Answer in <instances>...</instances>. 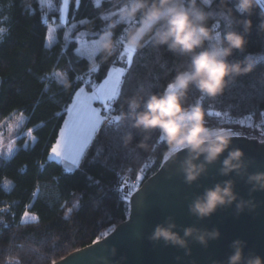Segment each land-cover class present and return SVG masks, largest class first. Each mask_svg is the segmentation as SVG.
<instances>
[{"label":"trees","instance_id":"trees-1","mask_svg":"<svg viewBox=\"0 0 264 264\" xmlns=\"http://www.w3.org/2000/svg\"><path fill=\"white\" fill-rule=\"evenodd\" d=\"M51 3L54 9L46 17L40 0H0V28L5 29L0 33V123L22 112L23 127L31 128L34 135L27 146L23 145L25 137H19L11 156H0V258L19 250L22 264H49V257L51 262L56 261L103 237L105 231L123 221L128 214V200L123 199L125 179L133 180L143 169L145 178L156 171L165 148L155 131L147 140L151 151L137 147L143 133L130 127V121L125 119L118 125L103 124L79 168L72 172H65L60 162L48 158L75 90L90 73L93 80L101 82L110 66L120 64L123 48L121 44L104 61L97 54L98 64L91 67L93 63L77 51L76 38L64 39V26L57 25L56 39L46 44L48 18L59 24L60 0ZM202 6L211 14L209 23L218 26L214 30L223 33L226 21L216 15V0ZM118 8L116 0H107L100 7L93 0H80L79 5L70 0L67 24L74 25L72 34L85 32L90 38L97 37L109 21L116 20L113 32L121 40L124 25L117 20ZM262 10L258 2L250 17L253 27L246 34L244 50L234 51L229 57L248 56L254 63L253 71L237 77L216 97L203 95L193 87L187 91V103L199 101L210 126L224 127L229 119L247 115L258 119L264 113V32L256 28ZM104 15L109 18L102 19ZM234 15L241 16L235 10ZM232 27L238 25L233 23ZM186 61V56L146 41L142 49L133 53L130 70L122 77L121 93L115 103L117 114L124 96L137 90L144 95L162 91ZM93 68L95 72H91ZM65 75L71 81L67 89L58 83ZM217 111L227 115L217 117ZM209 112L213 115H207ZM125 133L132 135L127 145L122 142ZM26 211L34 213L36 220L22 221Z\"/></svg>","mask_w":264,"mask_h":264},{"label":"clouds","instance_id":"clouds-1","mask_svg":"<svg viewBox=\"0 0 264 264\" xmlns=\"http://www.w3.org/2000/svg\"><path fill=\"white\" fill-rule=\"evenodd\" d=\"M212 0H116L119 5L117 20L124 25L123 41L130 48L140 50L145 42L154 47L165 46L168 51L187 57L183 68L177 70L162 91L142 94L140 90L120 100L119 120L128 119L130 127L143 133L137 147L151 151L147 143L152 132H157L165 148L163 157L175 159L177 150L185 155L179 161V168L186 184H192L206 172L207 165L214 163L221 156L219 174L228 179L218 181L197 194L188 204V211L198 219L211 216L218 208L235 205L238 213L253 209L256 204L251 193L264 191V171H247L244 152L239 147H232L235 133L220 126H210L205 118V111L199 101L188 104L187 91L190 87L208 97L222 94L228 84L237 77L253 71L254 63L248 57L229 59L234 51H243L252 27L251 16L258 0H216V15L226 21L223 33L214 30L210 24L211 14L202 5L211 4ZM234 10L241 16L234 15ZM256 24L258 32H264V10L258 14ZM135 21V23H129ZM238 28L232 27V24ZM117 21H109L107 27L99 33L94 43V51L100 61L107 60L120 48V40L115 38L113 29ZM98 62H93L95 67ZM58 83L65 89L71 87V81L63 76ZM127 108V111L124 108ZM131 133L122 136V142H131ZM226 152V155H225ZM244 174L249 185V198L245 199L235 190V181L231 174ZM220 237L218 228H203L187 225L181 231L171 216L156 223L148 235L153 242L162 241L183 249L189 254V242L193 241L207 247L209 241ZM55 239V237H54ZM246 242L233 239L231 251L224 261L213 264H264V257L259 254L245 253ZM115 255V246L110 248ZM106 259V258H105ZM0 264H22L19 250L6 253L0 258ZM49 264L51 258L49 257Z\"/></svg>","mask_w":264,"mask_h":264},{"label":"water","instance_id":"water-1","mask_svg":"<svg viewBox=\"0 0 264 264\" xmlns=\"http://www.w3.org/2000/svg\"><path fill=\"white\" fill-rule=\"evenodd\" d=\"M232 138V147H239L244 152L247 171H264V137L239 133ZM185 153L180 151L175 159L167 162L162 159L159 167L144 178L137 191L128 200L127 217L114 226L107 237L99 238L77 248L51 264H213L224 261L231 249L233 239L246 242L245 253H256L264 257V191L251 193L255 208L245 209L237 214L235 205L218 208L211 216L198 219L188 211V204L205 187L228 179L219 174L223 156L207 165L206 172L192 184H186L179 168V161ZM226 155V152H225ZM235 181V190L245 199L249 198V185L244 174H231ZM129 178L125 179L123 191H128ZM171 216L181 231L187 225L211 229L218 228L220 237L211 240L207 247L190 241L191 252L164 245L162 241L148 239L156 223ZM115 246V255L110 248ZM106 258V259H105Z\"/></svg>","mask_w":264,"mask_h":264},{"label":"snow or ice","instance_id":"snow-or-ice-1","mask_svg":"<svg viewBox=\"0 0 264 264\" xmlns=\"http://www.w3.org/2000/svg\"><path fill=\"white\" fill-rule=\"evenodd\" d=\"M67 2L68 0H65L66 4ZM76 2L77 5H79L80 0H76ZM104 2H107V0H93L96 7H100ZM259 4L264 8V0H259ZM61 18H64L63 15ZM108 18V15L102 17L104 20H107ZM84 22L85 21H81V23ZM4 31L5 29L0 28V33H3ZM86 35V33L79 34L78 39L80 40V48L86 50L89 58H92L95 56V40H92L91 44H89V42L84 39ZM48 38L49 37L46 36V39ZM120 43L123 46V52L120 53V55L127 57L126 63L129 67L112 66L108 68L105 77L99 83L93 79L83 80L84 86H81L75 91L72 103L67 106L69 119L65 121V127L60 129V135L50 149L51 157H55L56 159L59 158L62 162H69L65 164V172H72L74 168H79L86 150L92 144L94 137L97 135L103 124L118 125L119 123V115L116 112L115 103L121 93L123 83L122 77H124L127 74V71L130 70L133 53L136 51L135 49H130L124 43L123 39L120 40ZM79 50L80 49H77V51ZM95 71L96 68L91 70V72ZM77 79L82 80L83 78L77 77ZM86 88L90 89V91H86ZM93 102H98L100 107H94ZM207 115H213V113L209 112ZM214 115L220 117L221 115H227V113L222 114L217 111ZM235 135L240 134L235 133ZM180 151L182 150H177L178 153ZM163 159L165 162L169 160L167 157H163ZM140 179L141 177L138 176L137 181L139 182ZM137 191H139V183L133 185L131 189L126 192L123 199L130 200ZM27 215L28 213L25 212L24 216ZM111 231H114V229L105 231L103 235L107 237ZM98 240L99 237H97V241ZM97 241H94L93 243H96Z\"/></svg>","mask_w":264,"mask_h":264},{"label":"rangeland","instance_id":"rangeland-1","mask_svg":"<svg viewBox=\"0 0 264 264\" xmlns=\"http://www.w3.org/2000/svg\"><path fill=\"white\" fill-rule=\"evenodd\" d=\"M40 2L42 4V6H44V16L49 17V12H51L54 9V7L51 3V0H40ZM258 2H259V0H258ZM69 3H70V0H68L67 4L65 3V0H60V4H59L58 10H57L59 24H57L56 22H53L51 20V18H48L47 37H49V38L46 39V44L49 45L53 41V38L56 37L55 30L57 28V25L64 26V34H63L64 39L69 40V39L75 37L77 40V43H78L77 49H80L78 52L81 53L82 55L86 56L93 63L95 61V57L97 54L95 53L94 57L89 58L87 51L80 48V40L78 39V37H79L80 33H85V32H79V33H76L74 35V34H72V30H73L74 25L73 24H67ZM62 15L64 17L63 19L61 18ZM96 38L97 37L88 38L87 35L84 37V39L87 40L89 42V44H91L92 40H96ZM122 52H123V48L121 49L120 53H122ZM119 58H120V60H119L120 64L113 65V66L124 67V65H121V64L126 63L127 57L121 56L119 54ZM126 65H127V63H126ZM110 67H112V66H110ZM91 77H92V75L88 74L84 77V80L92 79ZM81 86H84V85L82 84ZM81 86H79L75 91H77ZM73 97H74V94L72 95V98ZM72 98L68 102V104L66 105L65 117H64V120L62 122L60 129L65 127V121L69 119L67 106L72 103ZM93 106L94 107H100V104L98 102H93ZM24 122H25L24 114L22 112H15L12 115H10L9 117L5 118L0 123V156L1 157L8 158L11 156V154L13 153V151L16 148V141L21 136L25 137V142L23 144L24 146H27L29 143L33 142L34 135L32 133V129L23 127ZM249 125H251V126H249ZM224 128L230 129L234 133H246L247 135L254 134V135H257L259 138H263L264 137V113L258 119H254L250 115L240 117V118H235V119H229L227 125H225ZM60 129L58 131L57 138L60 135ZM29 130H31V131H29ZM57 138H56V140H57ZM48 158L52 159V160L59 161L64 166H66L65 164L69 163L67 161L62 162L59 160V158L56 159L55 157H51L50 156V150L48 153ZM145 171H146V169L140 170L139 173L137 174L136 178H133V180L137 181V177L140 176L141 177L140 182H141L145 178L144 177ZM131 181L132 180H128L129 184ZM7 183H8V181L5 180L4 185H7ZM26 212L28 213V215L24 216V213H25L24 212L21 216L22 221H35L36 220L37 217L34 213H31L28 211H26Z\"/></svg>","mask_w":264,"mask_h":264},{"label":"built area","instance_id":"built-area-1","mask_svg":"<svg viewBox=\"0 0 264 264\" xmlns=\"http://www.w3.org/2000/svg\"><path fill=\"white\" fill-rule=\"evenodd\" d=\"M117 38L119 39L120 37L118 36ZM137 183L140 184V181L137 182L136 180H132V181L130 182V184H129V182H128V183H127V185H128V190H130L131 187H132L133 185H136ZM123 184H124V183H123Z\"/></svg>","mask_w":264,"mask_h":264},{"label":"crops","instance_id":"crops-1","mask_svg":"<svg viewBox=\"0 0 264 264\" xmlns=\"http://www.w3.org/2000/svg\"><path fill=\"white\" fill-rule=\"evenodd\" d=\"M56 39V37L55 38H53V41ZM52 41V42H53ZM113 66V65H112ZM86 91H90V89H88V88H86ZM75 94V93H74ZM86 154V153H85ZM83 160V159H82ZM82 160H81V162H82ZM59 162V161H58ZM62 164V163H61ZM81 164V163H80ZM62 166L65 168V166L62 164Z\"/></svg>","mask_w":264,"mask_h":264}]
</instances>
